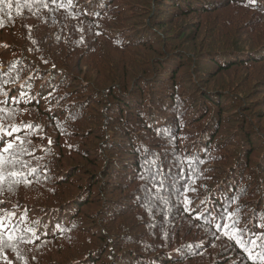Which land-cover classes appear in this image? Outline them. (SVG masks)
<instances>
[{"label":"trees","instance_id":"16d2710c","mask_svg":"<svg viewBox=\"0 0 264 264\" xmlns=\"http://www.w3.org/2000/svg\"><path fill=\"white\" fill-rule=\"evenodd\" d=\"M10 2L0 124L37 174L5 164L0 217L35 236L0 264H253L216 224L264 245V0Z\"/></svg>","mask_w":264,"mask_h":264},{"label":"snow or ice","instance_id":"6c2138e0","mask_svg":"<svg viewBox=\"0 0 264 264\" xmlns=\"http://www.w3.org/2000/svg\"><path fill=\"white\" fill-rule=\"evenodd\" d=\"M8 4V7L11 8L10 0H0V4ZM3 21L0 20V25H2ZM4 101H0V104H3ZM7 110L4 108H0V113H6ZM27 127L31 128V125ZM20 129L12 127L10 129H5L2 124H0V185H2L4 179L6 178L4 173L5 164L11 165V170L7 173L8 176L14 178L16 183H20L21 181L25 183H30L27 179L28 176H35L37 174V170L35 168L29 169L27 173L23 171L25 167H27L26 162L23 160L22 153L31 155L30 152L26 148L23 147V140L19 135ZM4 137H7V142H4ZM49 143L51 141L49 140ZM19 165V168H17ZM159 174V170H158ZM143 179V177H141ZM185 184L183 185V192L187 193L190 189V186L187 184V181L190 177L185 176ZM149 180L152 182L153 187L160 191L163 187V179H157V175H151ZM3 201H0L2 204ZM190 200L185 196L184 200V211L191 215V211L189 209ZM196 218H200V214L196 215ZM16 219L15 213H11L8 216L0 217V252H2L6 247L15 249V246L18 242L24 241V237L22 235H18L21 231H32V235L35 236V231L30 229H20L13 220ZM221 223L216 224V229L218 232H222V234L226 235L229 239H232L242 251L247 253L248 259L253 261L255 264L256 257L259 256L261 264H264V255L260 253H254V248L264 247L258 243L260 239L259 236H255L254 238H250L249 240H244V232L242 229L238 227L239 220L238 218H233V213L230 211H225V213L221 216ZM17 257L19 254L17 253Z\"/></svg>","mask_w":264,"mask_h":264},{"label":"rangeland","instance_id":"374dc122","mask_svg":"<svg viewBox=\"0 0 264 264\" xmlns=\"http://www.w3.org/2000/svg\"><path fill=\"white\" fill-rule=\"evenodd\" d=\"M183 74L188 76L189 75V69L183 70ZM229 78L240 80V82H241V79L243 78V74H241V76L240 75L239 76H233V71H230V72L225 73L224 75H222L221 77H219L217 79H212V80L207 81L205 83V86L209 89H212V90H216V89H220V88L226 89L228 86L221 85V83L229 82ZM255 82L256 81H249V88H251L255 84ZM245 87H246V85L241 86V88H245ZM261 124L264 126V118L261 119Z\"/></svg>","mask_w":264,"mask_h":264}]
</instances>
